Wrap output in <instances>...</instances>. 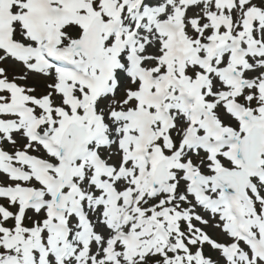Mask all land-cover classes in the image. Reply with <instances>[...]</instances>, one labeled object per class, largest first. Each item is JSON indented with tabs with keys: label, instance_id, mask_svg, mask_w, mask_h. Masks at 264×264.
<instances>
[{
	"label": "snow or ice",
	"instance_id": "6c2138e0",
	"mask_svg": "<svg viewBox=\"0 0 264 264\" xmlns=\"http://www.w3.org/2000/svg\"><path fill=\"white\" fill-rule=\"evenodd\" d=\"M0 264H264V0H0Z\"/></svg>",
	"mask_w": 264,
	"mask_h": 264
}]
</instances>
